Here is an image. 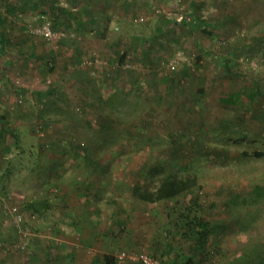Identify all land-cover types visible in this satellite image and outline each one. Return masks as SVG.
I'll return each mask as SVG.
<instances>
[{
    "label": "rangeland",
    "instance_id": "rangeland-1",
    "mask_svg": "<svg viewBox=\"0 0 264 264\" xmlns=\"http://www.w3.org/2000/svg\"><path fill=\"white\" fill-rule=\"evenodd\" d=\"M1 1L0 33L4 26L9 44L0 43V264L62 263L51 232L61 225L54 220L63 190L96 205L85 208L93 212L85 232L104 239L134 227L140 242L109 248L108 255L146 252L160 264V251L171 259L188 255L171 223L176 214L169 215L176 201L147 205L130 195L136 174L155 160L173 172H198L211 264H264V202L249 198L256 184L264 187V160L246 159L240 149L264 140V0H92L81 11L75 3L83 0ZM43 23L65 36L48 41L34 33ZM143 37L151 61L142 57ZM134 79H141L145 109L139 113L129 96L123 113L132 119L122 124L100 98L129 89ZM252 91L259 92L253 102ZM243 109L251 117L234 128L236 140L223 144L214 132ZM93 130L105 140L85 139L86 131L96 136ZM112 198L116 204H108ZM46 201L57 202L52 208ZM4 205L18 207L22 221ZM47 220L53 222L44 230Z\"/></svg>",
    "mask_w": 264,
    "mask_h": 264
},
{
    "label": "trees",
    "instance_id": "trees-1",
    "mask_svg": "<svg viewBox=\"0 0 264 264\" xmlns=\"http://www.w3.org/2000/svg\"><path fill=\"white\" fill-rule=\"evenodd\" d=\"M74 3L77 0H71ZM91 1L92 0H83L80 5L78 6L75 3L77 9L79 11L83 9L91 8ZM1 0H0V7H1ZM79 3V1H78ZM107 5L102 4L101 8L106 9ZM193 10L197 12L199 7L194 4ZM109 9V8H108ZM70 11V10H69ZM73 11V10H72ZM75 11V10H74ZM74 13V17L76 18L81 13ZM202 26V32H206L208 24L204 21H200ZM4 23V20L1 19L0 16V25ZM94 23L90 20H85V25L88 29H92L94 27ZM4 30L0 33V43L2 47H6L8 42V32L6 31L5 27L3 26ZM211 38H213L214 34L211 32H206ZM140 44L146 47L148 40L143 38L139 39ZM261 43L264 45V36L261 38ZM246 47H251V42L246 44ZM147 50L144 53L143 58L146 60H152V49L151 46H147L144 50ZM263 52H264V48ZM127 58V52L124 51L121 56L119 57L121 63H125ZM142 58V60H143ZM142 89L143 85L141 83V79L137 80L134 79L131 87L127 90L118 91L115 90L111 92L105 99L100 98L102 109H105L109 114H113L116 116L118 122L122 124L129 123L132 119L130 111L128 113H123V109L125 106V102L127 101L129 96H133L135 100V106L137 105L139 113L144 112L145 107V98H142ZM258 91H252L249 93L248 98L251 102L254 101ZM238 97H234L231 99L230 102H233L236 105L238 102ZM90 101V100H89ZM229 101V100H227ZM226 101V102H227ZM142 103V105H141ZM254 115H258L260 113L254 112ZM252 115V114H251ZM233 118L230 120H225L223 123H220L218 129L214 132L219 139L223 142V144H227L229 141H234L238 137H236V133L234 132V128H241L244 126V123L247 122V118L251 116L246 115L245 109L239 114L237 112L232 116ZM62 120V118H61ZM47 121L45 116L42 117L41 125L42 127L47 126ZM107 125H104L102 128L105 130ZM85 131V129H84ZM104 132L93 130L92 133H96V136H91L89 132H84L83 136L88 141H94V144L101 139L105 140ZM245 139H248L249 136L247 132L243 133ZM154 143V142H153ZM264 143V140L263 142ZM259 144L258 147L252 148L250 145H242L241 146V156L246 159H253V160H264V144ZM86 145V144H85ZM156 147H154L155 149ZM84 149L88 153L87 149H92L89 146H86ZM157 149V148H156ZM92 160V159H91ZM98 178V177H97ZM100 179V178H99ZM97 182L98 179L93 180V183ZM202 184L199 183V174L196 171L186 170L182 173L173 172L168 170L167 168L163 167L160 161L155 160L149 168H145L143 171L140 170L136 174L134 183L130 186V195L131 197L142 204L147 205H156L159 203H170V201L174 200L176 203L171 208V214H176V218L170 221L174 223L175 228H177L178 235L180 239H182L185 243L189 244V254L186 256H182L179 259H171L170 253L168 251H160V256L162 258V264H169V260L173 261L172 264H211L210 254H209V247L208 242L211 237V224L210 222L205 219L200 214V205H199V193L198 191L202 190ZM253 199H258L259 201L264 202V187L256 184L253 190L251 191L250 197ZM179 199H182V203L177 202ZM110 203L116 204V200L114 198L108 201ZM179 206V207H178ZM33 207V206H32ZM36 209L33 208L31 214H35ZM32 215V216H33ZM153 254L156 252H152ZM209 256V257H208ZM169 260H167V259ZM103 264H116V258L113 255L105 254L102 257ZM139 264V263H136Z\"/></svg>",
    "mask_w": 264,
    "mask_h": 264
},
{
    "label": "crops",
    "instance_id": "crops-1",
    "mask_svg": "<svg viewBox=\"0 0 264 264\" xmlns=\"http://www.w3.org/2000/svg\"><path fill=\"white\" fill-rule=\"evenodd\" d=\"M108 96V95H107ZM106 96V97H107ZM103 99L105 97L103 96ZM74 186H72V190L76 189ZM64 188V186H63ZM67 190L71 191L70 188L66 187ZM93 188V187H92ZM74 192H68L67 194H64L66 190H63L62 195V201L63 203L60 204V213H58L59 218L54 220L55 223H60V227H56V225L53 224L52 226V236L54 235L55 237H52L53 239H58L59 240V248L61 252L60 254V264H78L76 261L77 259L84 257L82 259H85L84 263L80 264H103L101 261V255L102 254H108L109 248H114L115 246H120L127 244L129 246L135 245L137 242H140L138 239H136L133 231L131 232L134 227L130 228L129 226V232L126 231V234L122 236H114V234H109L108 238L100 239L98 238V233L95 232V234L90 233L88 229L85 232V226H87L88 219H85V217H90V214L93 213H88V211L85 210L86 206L91 207V211L94 210V206H96L94 203L90 204V201L92 200L91 198H85V200H82V197H79L80 194L74 190ZM75 195H79L78 197L80 198L75 199ZM80 201V203H79ZM57 201H46L44 204L46 206H53L56 204ZM96 202V201H94ZM51 206V207H52ZM53 208V207H52ZM87 212V213H86ZM86 213V214H85ZM85 214V215H84ZM129 220V225L135 222L134 218H139V217H133L131 218L127 217ZM125 220V223L128 222V220ZM142 219V218H141ZM140 219V220H141ZM90 220V219H89ZM48 223H46V226H44V230L47 228V225L52 222L50 220H47ZM89 222V221H88ZM116 224L122 222L120 220L115 221ZM124 222V221H123ZM44 225V224H43ZM137 224L135 225V227ZM137 231V230H136ZM94 233V231H93ZM112 235V236H111ZM111 236V238H110ZM115 237V238H114ZM143 239L142 237H140ZM52 239V240H53ZM40 240L37 241L39 243ZM93 248L95 250V256L90 258L92 255V251L89 252V249ZM152 250V249H151ZM155 248L153 249V251ZM104 251V252H103ZM49 252V251H48ZM102 252V253H101ZM107 252V253H106ZM100 253V254H99ZM91 254V255H90ZM104 254V255H105ZM157 254V253H155ZM94 255V254H93ZM167 259V258H166ZM169 260V259H167ZM173 260V258H172ZM173 263V261L169 260V263ZM53 262H48L47 264H52Z\"/></svg>",
    "mask_w": 264,
    "mask_h": 264
},
{
    "label": "built area",
    "instance_id": "built-area-1",
    "mask_svg": "<svg viewBox=\"0 0 264 264\" xmlns=\"http://www.w3.org/2000/svg\"><path fill=\"white\" fill-rule=\"evenodd\" d=\"M34 33L41 35L44 39L50 41L53 39L61 38L65 36V32L62 30H54L49 23H43L40 27L35 28ZM174 65L171 64L170 69H174ZM4 209L7 213L12 215L13 220L20 223L23 218L22 211L16 206H5ZM116 264H124L126 261L136 262L139 264H160L156 258L146 252H127L125 250L120 251L116 255Z\"/></svg>",
    "mask_w": 264,
    "mask_h": 264
}]
</instances>
